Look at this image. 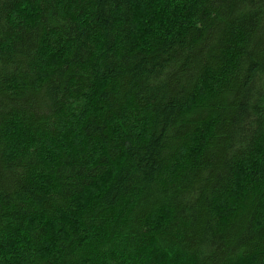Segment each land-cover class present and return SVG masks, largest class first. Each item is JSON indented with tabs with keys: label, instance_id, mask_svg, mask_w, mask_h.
<instances>
[{
	"label": "trees",
	"instance_id": "16d2710c",
	"mask_svg": "<svg viewBox=\"0 0 264 264\" xmlns=\"http://www.w3.org/2000/svg\"><path fill=\"white\" fill-rule=\"evenodd\" d=\"M0 264H264V0H0Z\"/></svg>",
	"mask_w": 264,
	"mask_h": 264
}]
</instances>
